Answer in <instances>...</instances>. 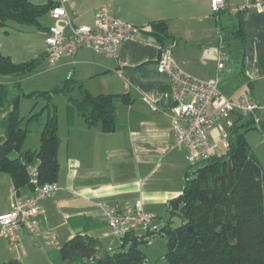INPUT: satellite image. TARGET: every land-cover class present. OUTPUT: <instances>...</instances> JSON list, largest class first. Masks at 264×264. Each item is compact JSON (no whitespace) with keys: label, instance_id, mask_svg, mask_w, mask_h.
<instances>
[{"label":"crops","instance_id":"0c3cea01","mask_svg":"<svg viewBox=\"0 0 264 264\" xmlns=\"http://www.w3.org/2000/svg\"><path fill=\"white\" fill-rule=\"evenodd\" d=\"M29 1L38 6L57 0ZM226 2L240 6L244 0ZM63 6L73 26L93 28L100 8L137 28L165 22L172 36L167 45L172 48L177 67L200 81L217 78V89L226 98L235 99L241 92L252 90L258 98L248 94L256 107L261 102L264 121V0L260 10L243 14L244 45L229 39L237 29V16L227 11L213 14L209 0H66ZM43 18L46 30L16 24L0 27V54L15 64L37 58H42L40 65L46 63L45 36L55 20L50 12ZM196 28L201 34L195 32ZM220 50L226 60L222 71L217 72ZM158 56L155 40L139 33L120 44L116 58L80 48L73 57L63 56L54 65L47 62L55 70L57 85L73 78L93 96L127 95L129 102L116 101L112 133L102 132L98 125L88 126L69 108V102L64 111L57 110L60 145L56 189L39 202L33 232L21 227L14 244L0 238V264L10 260L59 264L60 249L77 234L97 239L103 248L115 249L120 241L112 234L106 213L123 211L136 202L152 218L149 229L163 223L168 202L184 189L189 166L187 148L176 143L170 117L169 75L157 69ZM71 96H79L77 88ZM145 99L157 111H152ZM45 120L36 127L37 136L31 144L25 138L24 150L39 148ZM30 123L26 124L28 130ZM14 201L11 177L1 173L0 215L9 212ZM137 231V235L146 232L141 227Z\"/></svg>","mask_w":264,"mask_h":264},{"label":"trees","instance_id":"16d2710c","mask_svg":"<svg viewBox=\"0 0 264 264\" xmlns=\"http://www.w3.org/2000/svg\"><path fill=\"white\" fill-rule=\"evenodd\" d=\"M54 6L56 2L37 6L29 0H0V27L16 24L46 30L41 20ZM245 12L236 14L237 29L229 37L243 45ZM138 29L139 33L150 35L160 47L166 46L172 38L163 21ZM41 61L42 58H37L15 64L8 56L0 54V77L30 76ZM16 85L19 88L18 83ZM75 88L79 91L78 97L71 96ZM20 92L11 93L0 83V174L10 175L18 195L32 191L31 167L37 169L39 184L55 183L57 179L60 138L57 108L52 103L55 96L66 95L69 108L88 126L98 125L104 133L115 129L116 101L129 102L127 95L93 96L73 78H66L50 91L41 93L45 96L41 112L34 113L33 107L26 118H21L20 99L31 94ZM43 113L46 120L39 148L24 150L26 124L37 121ZM235 115L236 120L228 129V147L224 148V154L219 155V151L210 159L188 167L184 189L168 202L167 215L160 227L148 228L143 235L135 231L127 233L115 249L103 248L97 239L77 234L60 249L59 264H147L140 245L157 236L166 240L164 257L169 264H264V170L240 131L242 128L262 131L264 122L256 123L251 117L243 123V115ZM2 264L20 263L10 260Z\"/></svg>","mask_w":264,"mask_h":264},{"label":"built area","instance_id":"2783aa9c","mask_svg":"<svg viewBox=\"0 0 264 264\" xmlns=\"http://www.w3.org/2000/svg\"><path fill=\"white\" fill-rule=\"evenodd\" d=\"M65 1L57 0L56 6L50 10L55 20L45 36V58L50 65L56 64L63 56H75L80 48L116 58L120 44L139 34L137 27L114 18L105 8L97 10L93 28L73 26L63 6ZM209 5L215 15L225 11L236 15L239 11L260 10L261 0H244L240 6H229L226 0H209ZM158 48L157 69L167 73L170 80V117L176 143L187 148L188 166L206 161L217 154L220 147H228V132L222 130L217 141L211 138L216 121L228 119L235 113L253 116L256 105L247 92H241L235 99L226 98L217 89V78L208 81L192 78L177 67L170 45ZM225 60L226 54L218 51L217 72L222 71ZM144 101L152 111H157L154 105L146 99ZM29 175L31 193L18 195L15 192L12 209L0 215V238L11 244L17 241L16 231L21 227L28 232L34 231L39 202L56 189L55 183L39 184L35 166L29 169ZM106 217L118 240L139 227L148 229L152 220L143 213L139 202L120 212H107Z\"/></svg>","mask_w":264,"mask_h":264},{"label":"rangeland","instance_id":"374dc122","mask_svg":"<svg viewBox=\"0 0 264 264\" xmlns=\"http://www.w3.org/2000/svg\"><path fill=\"white\" fill-rule=\"evenodd\" d=\"M41 21L43 23L44 18ZM196 29L197 30L195 32L201 34L199 32V28ZM220 34L222 38L223 36L222 32H220ZM229 43L232 45L233 44L236 45V43L232 41ZM24 47H21L22 50H24ZM0 83H2L3 87L11 93L15 94L21 91L25 95L31 94L30 97H21L20 99L19 116L22 118L23 116L26 117L28 114H30V111L33 109V107H34V111H33L34 113L41 112V109L45 104V96L41 95V93L50 91L59 82L55 74V70L51 69L46 62V63H42L38 68H36V70L30 76H26L24 78H15L8 76L0 77ZM16 83H18L19 88L16 85ZM255 91H257V89ZM248 93L249 94L251 93V95L253 96L255 95L254 96L255 99L258 98V96H256V94L252 92V90ZM257 95H259V93ZM67 102H68V97L66 95H57L52 100V103L55 106H57V110H59L60 112L64 111L63 108ZM256 108L257 109H255L253 116L251 115L243 116L241 122L244 123L246 121H250L251 117H253L257 122H264L261 119V102H260V106H257ZM236 116L237 115H230L228 119L216 121L212 133V137L215 141H217L216 139L217 136L220 134L221 129L228 132L229 129L228 124L229 122L235 121ZM39 118H40L39 121L31 122L29 125V130L26 136L27 144H31L33 142V138L34 137L36 138L37 136L36 127L38 126V124H41L46 119L45 113H43ZM25 124L26 123H24V125ZM240 131L244 133L249 147L256 155L260 163V166L264 170V130L261 131L252 128L247 130L245 128H242L240 129ZM231 139L232 137L229 138V140ZM220 151L221 152L219 155H223L224 149L222 147H220ZM176 224L177 221L174 220V225ZM138 233L139 232L137 231L136 234ZM140 249L143 251V253L146 256V259L148 261L147 264H169L164 257L167 252V243L163 237L157 236L151 239L149 242L141 244Z\"/></svg>","mask_w":264,"mask_h":264}]
</instances>
